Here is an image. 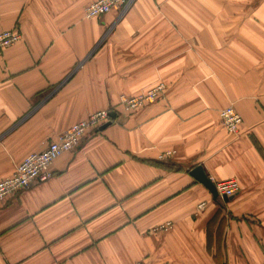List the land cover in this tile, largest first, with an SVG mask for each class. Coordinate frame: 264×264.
Listing matches in <instances>:
<instances>
[{
	"label": "crops",
	"instance_id": "1",
	"mask_svg": "<svg viewBox=\"0 0 264 264\" xmlns=\"http://www.w3.org/2000/svg\"><path fill=\"white\" fill-rule=\"evenodd\" d=\"M94 1L0 0V32L22 35L0 53V181L116 114L48 182L0 200V264H264V0H134L88 20ZM159 82L163 99L121 112ZM199 166L240 193L215 201Z\"/></svg>",
	"mask_w": 264,
	"mask_h": 264
},
{
	"label": "built area",
	"instance_id": "2",
	"mask_svg": "<svg viewBox=\"0 0 264 264\" xmlns=\"http://www.w3.org/2000/svg\"><path fill=\"white\" fill-rule=\"evenodd\" d=\"M133 2L134 0H95L86 8L84 17L88 20L101 19L114 9H121L122 13H124L130 8ZM21 41L22 35L18 30L0 32V53L19 44ZM165 93V84L159 82L141 91L136 96H121V112H125L126 114L137 112L143 107L163 99ZM111 114V110L92 113L86 119L73 124L65 132L60 134L55 141L49 144L45 151L28 155L17 166L11 177L0 181V200L26 190L36 182H48L52 177L51 168L53 164L63 155L76 150L88 133L99 130L110 122L113 123L114 120H112ZM219 116L222 126L229 134L237 136L240 133L243 119L233 106L222 109ZM171 155L172 153H166L160 156L159 160L166 161ZM214 184L219 198L222 200L224 198H234L241 190L240 183L237 179H229Z\"/></svg>",
	"mask_w": 264,
	"mask_h": 264
},
{
	"label": "water",
	"instance_id": "3",
	"mask_svg": "<svg viewBox=\"0 0 264 264\" xmlns=\"http://www.w3.org/2000/svg\"><path fill=\"white\" fill-rule=\"evenodd\" d=\"M111 118L112 120H114L116 118V114L112 113ZM111 125H112V122L104 125L103 127L100 128V131L105 130ZM190 174L194 177L196 181H198L200 184L205 186L210 191L215 201L218 200L219 195L217 193L215 184L210 180V178H208V176L205 174L204 169L202 167L199 166L195 168L194 170L190 172ZM227 200H228L227 198H224V201H227Z\"/></svg>",
	"mask_w": 264,
	"mask_h": 264
}]
</instances>
